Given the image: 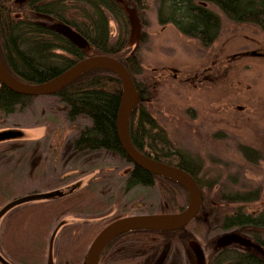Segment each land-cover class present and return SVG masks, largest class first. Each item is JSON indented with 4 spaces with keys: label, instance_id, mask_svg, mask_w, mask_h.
<instances>
[{
    "label": "rangeland",
    "instance_id": "374dc122",
    "mask_svg": "<svg viewBox=\"0 0 264 264\" xmlns=\"http://www.w3.org/2000/svg\"><path fill=\"white\" fill-rule=\"evenodd\" d=\"M141 3L144 6L140 17L145 37L138 52L142 65L147 70H151L149 74L144 75L145 80L155 83L154 75L156 77L163 75L166 67H168L166 69L173 68L177 71L176 74L185 76L201 65L203 67L208 64L209 57L216 52L220 54L219 61L215 62L219 67L222 64L221 75L219 74V77L212 83L206 82L203 87L195 88L191 83L181 82L175 76L159 78L162 82L167 81L168 85L157 83L163 91L153 93L160 99L158 103L152 105V108L160 107L161 111L165 112L160 121L164 127L169 128L170 138L180 148H191L207 157L210 154H216L221 158L224 162L221 170L225 194L228 195L233 191L240 194L252 193L258 188L260 193L264 194V32L251 23H237L225 18V14L218 5L204 0L200 5L208 8L219 19L218 30L213 33L215 37L210 43L205 44L201 39L189 36L183 33L184 30L182 32L178 28L182 26L186 30L191 26L180 18L179 9L170 6L167 1L141 0ZM179 20L182 21L178 24ZM220 57L223 62L220 61ZM151 90L155 91V89ZM190 108H196L202 116H205L203 117L205 121L211 123L210 125L217 122L218 126L222 127L223 136L219 138L218 145L193 135L199 131L196 130L199 124L197 122L204 121V119L200 116V119H194V114L188 119L189 115H186L184 110H190ZM166 111H171L176 118L168 117ZM194 122L197 123L195 127ZM89 123L90 120L85 116L69 121L64 103L56 94L35 96L27 107L17 108L10 113L0 112V128L18 127L27 129L28 132L26 139H14L0 143V195L2 198L0 206L10 198L45 187H60L79 178H83L86 185L93 172L97 177L100 171L107 173L115 171V178L120 177V172L125 167L124 161L102 150L94 154L95 156L89 157L78 155L77 158L72 157L71 154L67 157L65 155L56 157V154L61 152L60 150L57 152L54 147L67 144L76 136L81 127ZM37 148L39 150L35 153ZM37 165L38 167H35ZM85 171L87 172L82 175ZM89 186L85 189V193L89 192L90 197L87 196L80 204L81 211L78 215L93 217L100 210L110 209L112 200L111 193H103V189H100L97 184ZM112 194L116 195L115 188ZM216 194L208 195L211 199L213 197V200L219 201L220 197L217 198ZM120 195L121 199L129 204L132 203L130 206L127 205L126 209L121 208V211L128 213L157 211L164 206L163 204H167L164 200L165 192L156 187L138 188L124 198H122V193ZM92 201L94 204L91 203ZM227 202L230 203V201ZM221 207L223 211L224 206L221 205ZM258 208L259 201L249 204L244 211L254 213ZM232 210L229 209L228 214H231ZM224 216L225 213L220 217ZM4 223L6 224V221ZM12 225L13 230L15 222ZM36 225V222L30 220L24 234L16 235L17 238L25 240V242L22 240L18 242V252L20 255L29 256L35 252L32 259H35L36 264H43L50 231L41 225L36 230ZM194 225L190 223L189 227ZM93 230L95 228L91 231ZM230 230L233 229L221 228L215 231L221 233ZM215 231L205 234L202 228L201 234L195 237L201 242V237L210 238ZM259 231L256 233L264 239V230L259 229ZM65 235L66 233L62 232L58 236L57 252L58 250L63 251ZM237 235L247 239L246 235L243 236L240 233ZM38 246L41 248L40 255L35 249ZM253 246L256 247L255 243ZM184 248L188 249L187 246L181 249ZM191 248L196 249L193 241H191ZM169 250H173V247L170 246ZM201 252H204L203 247L200 251L198 250L195 257L199 258L198 254ZM164 255L165 253L161 256ZM11 259L20 264L12 256ZM162 259L161 257L160 262ZM193 262L198 264L197 259ZM56 264H62L60 259L56 260Z\"/></svg>",
    "mask_w": 264,
    "mask_h": 264
},
{
    "label": "trees",
    "instance_id": "16d2710c",
    "mask_svg": "<svg viewBox=\"0 0 264 264\" xmlns=\"http://www.w3.org/2000/svg\"><path fill=\"white\" fill-rule=\"evenodd\" d=\"M164 1L179 9L180 18L187 21L188 25L191 26L186 30L182 26H178L181 31L184 30L183 33L196 39L199 38L205 44L212 41L213 33L219 25V19L208 8L200 5L203 4L204 0ZM208 1L218 5L225 14V18L227 17L237 23H251L264 32V0ZM135 3L140 14H142L144 6L141 0H135ZM44 16L51 17L52 21L62 23L81 35L90 44V51L86 52L65 35L52 29L49 25L51 20ZM182 20L177 21V23ZM129 30L128 17L116 0H26L20 6H15L13 0H0V59L5 69L13 77L25 83H41L89 54L110 55L124 64L138 92L144 88L147 89V91L139 92L140 101L137 106L152 108V105L158 103L160 98L153 94L154 90H151L157 88L154 83L144 78V75L151 72L142 65V59L138 52L145 36L141 30L138 43L134 46L128 45ZM121 89V80L114 71L107 67H92L53 93L59 96L64 103L69 121H73L79 116H85L90 120L88 125L79 129L78 134L73 138V142L69 144V146L74 145L73 152L85 154L87 157L101 150L115 152L119 156L124 154L115 132V115ZM33 97L35 96L17 94L0 85V112L10 113L17 108L27 107L31 104ZM134 111L132 110V112ZM128 121L129 128L132 121L131 117ZM134 128L135 131H138L135 125ZM133 138L135 139L136 135ZM103 173L100 171L99 174ZM128 178L130 185L140 184L143 187H149L152 184L150 173L138 167L128 175ZM110 179L114 180L115 177L111 175ZM96 184L98 187L100 186V183L95 182V186ZM113 184L112 182V190L114 189ZM107 185L104 183L100 187L106 189ZM84 187L64 196L41 201L42 205L36 204L32 207L24 203L25 205L21 204L10 210L5 216L6 224L4 223L3 227L1 225L2 229L0 227L2 248L4 247L20 264H36L35 259H32L35 252L32 256L20 255L18 252V242L22 239L17 238L16 235L24 234L30 220L37 223L36 230L41 225L47 230L49 229L51 233L56 224L65 216L92 219L93 221L64 224L59 228L54 239V259H60L62 264H83L89 244L101 228V226L93 224L96 222L95 219L78 215L81 211L79 209L80 204L85 201L87 196L90 197L89 192L85 193ZM110 187L109 185L107 189ZM164 188L166 195L164 200L168 205L163 204L164 206H161L157 211L152 210L151 212L180 211L186 206L188 194L185 188L181 186L182 190L179 189L178 192H173L168 184ZM258 189L250 193L248 197L233 193L228 195L216 194L217 198L220 197V200H224L222 201L224 210L216 211L217 215L224 212L225 218L229 220L236 218L239 223L235 222L231 225L254 227L256 231L253 233L256 235L259 229L264 228V194H261ZM104 191L102 190L103 193ZM120 194L119 191L116 196L111 191L110 197L113 204L110 209L113 210L117 207L118 216L128 213L121 211V208L126 209L127 205L132 204L121 199ZM1 201L0 195V203ZM227 201L230 203L225 207L224 203L226 204ZM257 201H259V208L255 214L252 211H248L247 214L243 213L246 206ZM238 202L246 204L240 205L237 214H228V210L235 208ZM91 203L94 204V201ZM14 222L15 225L12 230L11 227ZM190 223L194 224V221ZM94 228L95 230L91 231ZM201 229L202 226L197 222L196 227L191 230L194 237L201 234ZM142 231L145 234L154 232L148 229ZM62 232L66 233V240L63 241V251L58 250L57 252V240ZM155 232L170 234L175 231ZM22 241L25 242V240ZM35 249L40 255L41 248L38 246ZM58 253L61 255H57ZM242 255L238 253L233 264H264V257L262 256L249 254V257H246Z\"/></svg>",
    "mask_w": 264,
    "mask_h": 264
},
{
    "label": "flooded vegetation",
    "instance_id": "af4514ba",
    "mask_svg": "<svg viewBox=\"0 0 264 264\" xmlns=\"http://www.w3.org/2000/svg\"><path fill=\"white\" fill-rule=\"evenodd\" d=\"M218 30V25L216 27V31ZM215 37V35H213ZM219 52H216L213 54V56L209 57L208 64L202 65L195 69L192 73L187 74L185 76L176 74V70L172 69H166L165 73L163 75L155 76V93H160L163 91V89L157 84H166V82H162V80H159L162 76H175L178 77L179 80L186 81L194 85V87H203L205 86L206 82L212 83L215 79L219 77L220 68L222 64H220V67L218 66V63L215 61H219ZM223 59L220 57V61ZM161 82V83H160ZM168 85V84H166ZM160 90V91H159ZM147 91V89H142L139 92ZM139 101H140V93H139ZM138 101V103H139ZM165 110V108L163 107ZM135 110L132 112V115H129L128 120L132 119L130 127L128 128L129 131V137L133 144V146L142 154H144L147 157H150L152 159L170 164L172 166L181 168L185 172H187L189 175L193 177L195 182L198 185V188L201 193V206L200 210L197 213V215L191 220L194 221V226H190L185 224L183 227L172 230L175 231L173 233H161V232H155L156 230H153L154 232L151 233H144L143 229H132L125 231L123 233L115 235L113 238H111L104 248L102 249L98 264H116L117 262L120 264H194L193 260H198V264H233L235 262V258L238 253L243 254L242 256L249 257V254L259 255L264 257V239L259 234H254L253 232L256 231L254 227H239V225H231V223H239L236 218H233L232 220H229L222 216V213L220 215H217L218 210H222L221 205H223V202H218L217 200H213V197H211L208 194H225V187L222 185L223 182V174L222 170L224 166V162H222L221 158L217 156L216 154H210L209 157L204 156L200 152H195L191 148L186 149L180 148V146L170 138L169 136V128L164 127L162 121L163 115L165 112L161 111L162 108L160 107H154V108H147L145 106H135L133 109ZM193 110V111H192ZM186 115H189L187 118L189 119L194 114L195 118L205 117L200 114V112L197 111L196 108H190L187 110H184ZM167 112V111H166ZM218 112V111H217ZM168 117H171L172 119L176 118L175 115L170 111L167 112ZM204 121L197 122L199 123L196 127L195 134H193L195 137H199L202 139L209 140L212 144L218 145V140L221 136H223L222 127L218 126L217 122H214V124L210 125L211 123L205 121L206 119L203 118ZM172 121V120H171ZM129 122V121H128ZM194 122V127L195 124ZM135 127L138 129V131H135ZM79 132V130H78ZM77 132V134H78ZM76 134V135H77ZM136 135V138L134 139L133 136ZM74 139L70 140L67 144L62 145L61 147L56 146L54 149L59 153L56 154V157H62L63 155L72 157H77L78 155L81 157L82 155L86 156L85 154H80L79 152H73L74 145H70V143L73 142ZM38 148L35 149V153L38 152ZM46 150V148H45ZM106 153L111 154L112 156H116L120 159H122L125 163V167L121 170L120 177H116L114 180L110 179V176L113 175L115 177V171L113 172H104L103 174H99L97 177L94 175V172L92 173V176H89L88 183L84 187L85 189H88L90 184L100 183V184H108L111 186L109 189H103L105 190L104 193H111L112 191V185L115 188V194L117 196V193H122L124 197H127L130 193H132L134 190H138V188H144L143 185L135 184L130 185V180L128 178V175L131 174V172L136 168H140L139 166L135 165L124 153L122 156H119L115 152L102 150ZM123 151V150H122ZM99 152V151H98ZM97 152V153H98ZM97 153H94L95 155ZM93 154V156H95ZM41 160V159H40ZM64 161V159L62 160ZM33 166V165H31ZM35 167H38L35 166ZM142 169V168H141ZM144 170V169H143ZM146 171V170H144ZM87 171L82 172V175L85 174ZM92 172V171H89ZM99 172V171H98ZM148 172V171H147ZM100 173V172H99ZM150 173V181L151 186L149 187H156L159 190L164 191V187L166 184L170 185V188L173 192H178L179 189L182 190L181 186L185 188L181 183L168 178L163 175H159L156 173ZM81 175V176H82ZM100 181H97V180ZM104 179V181H102ZM74 180V179H73ZM72 181V180H71ZM69 181L68 183H70ZM66 183V184H68ZM64 186V185H62ZM61 187V186H60ZM59 188L58 187H45L41 190L36 191H30L26 194H32L37 192H44L48 190H53ZM101 189V187H99ZM229 188V186L227 187ZM83 189V188H82ZM186 190V189H185ZM260 192V189H258ZM228 193V192H227ZM233 194H240L237 191L231 192ZM251 192H245L244 196L248 197ZM229 194V193H228ZM24 195V194H22ZM21 196V195H19ZM16 197L10 198L14 199ZM7 200V201H9ZM263 200V199H262ZM7 201H5L3 204H5ZM2 204V205H3ZM28 205H42V202H28ZM236 204V203H235ZM246 204V203H241ZM240 202L237 203L235 208H233L231 214H237L238 209H240ZM248 204V203H247ZM1 205V206H2ZM25 205V204H24ZM113 205V204H112ZM167 206V204H164ZM225 207L229 205V202H227ZM0 206V207H1ZM33 207V206H32ZM180 208L182 206L180 205ZM112 212V213H111ZM118 209L115 207L113 210L106 209V210H100L97 212V214L91 218L95 219L96 225H101V228L105 226L108 222L119 218L121 216H118ZM177 212V211H173ZM257 211H255L253 214H255ZM8 213V212H7ZM6 213V214H7ZM143 213H152L150 212H143ZM247 214L248 212H243ZM6 214L0 219V227L6 221ZM131 214H141V212H130L126 213L125 215H131ZM122 215V216H125ZM113 217V218H112ZM199 222V225L204 228L205 234H209L211 231L215 230H221L223 229H230L228 232H216L215 234H211L210 238L207 236L201 237L202 241L199 242L196 237L192 234L191 230L192 228L196 227V223ZM100 228V229H101ZM99 229V230H100ZM53 230V229H52ZM98 230V231H99ZM264 230V228H263ZM236 232V233H235ZM242 234L243 236H247V239H244L240 236H238V233ZM260 232V231H259ZM51 234V233H50ZM226 234V235H225ZM50 237V235H49ZM250 240H249V239ZM191 241L195 242L196 249L191 248ZM250 241V242H248ZM252 241V243H251ZM48 242L46 245V254H45V260L43 264L47 261V249H48ZM253 243H255V246H253ZM173 247V250H169V247ZM188 247L181 249L182 247ZM201 247H203L204 252L198 254L200 257L196 258L198 250H201ZM259 251V252H258ZM163 253H165L164 256H161ZM245 254V255H244ZM0 256L4 258L5 261L11 263V264H17L15 261L11 259L10 253L2 246L0 242ZM161 257L162 262H160ZM135 259V261L133 260ZM131 260V261H130ZM130 261V262H128ZM128 262V263H127ZM193 262V263H192ZM0 264H3L0 260ZM56 264V259H55Z\"/></svg>",
    "mask_w": 264,
    "mask_h": 264
},
{
    "label": "water",
    "instance_id": "95a60500",
    "mask_svg": "<svg viewBox=\"0 0 264 264\" xmlns=\"http://www.w3.org/2000/svg\"><path fill=\"white\" fill-rule=\"evenodd\" d=\"M124 9L129 20L128 45L138 43L141 35V14L135 0H116ZM26 0H13L15 6H20ZM50 27L63 35L78 47L89 52L90 44L78 33L68 26L52 21ZM92 67H107L114 71L121 80L122 89L120 100L115 115V132L118 143L127 157L140 168L159 175L171 178L181 183L188 194L186 206L177 212H152L121 216L103 226L89 244L83 264H98L99 256L106 243L115 235L132 229H148L156 231H172L183 227L190 222L199 212L201 206V193L197 183L191 175L181 168L152 159L139 152L132 144L128 133V118L132 110L138 104L139 92L124 64L110 55H87L76 61L70 67L59 72L54 77L41 83H25L13 77L3 66L0 59V85L24 96L49 95L57 92L63 85L86 69ZM27 129L18 127L0 128V143L14 139L28 138ZM85 185L83 178L74 180L59 188L44 192L24 194L7 201L0 207V219L13 208L28 202H41L72 193ZM93 221L92 219L77 218L73 216L63 217L52 230L47 249V261L45 264H54L53 255L54 239L61 226L67 223ZM3 264H11L0 256Z\"/></svg>",
    "mask_w": 264,
    "mask_h": 264
}]
</instances>
